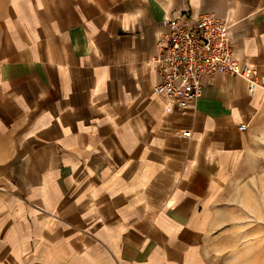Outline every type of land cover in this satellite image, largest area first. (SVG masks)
I'll list each match as a JSON object with an SVG mask.
<instances>
[{
	"label": "crops",
	"instance_id": "1",
	"mask_svg": "<svg viewBox=\"0 0 264 264\" xmlns=\"http://www.w3.org/2000/svg\"><path fill=\"white\" fill-rule=\"evenodd\" d=\"M182 13L227 22L253 93L219 73L183 110L154 94ZM2 32L0 264H198L219 203L255 191L264 0H5Z\"/></svg>",
	"mask_w": 264,
	"mask_h": 264
},
{
	"label": "built area",
	"instance_id": "2",
	"mask_svg": "<svg viewBox=\"0 0 264 264\" xmlns=\"http://www.w3.org/2000/svg\"><path fill=\"white\" fill-rule=\"evenodd\" d=\"M163 24L169 31L159 39V53L152 58L161 77L153 92L165 99L168 107L187 108L201 96L204 79L219 73L239 75L249 82L251 93L256 90L251 71L234 57L226 21L205 14L193 24L188 14L182 13Z\"/></svg>",
	"mask_w": 264,
	"mask_h": 264
},
{
	"label": "rangeland",
	"instance_id": "3",
	"mask_svg": "<svg viewBox=\"0 0 264 264\" xmlns=\"http://www.w3.org/2000/svg\"><path fill=\"white\" fill-rule=\"evenodd\" d=\"M4 3L0 0V39ZM253 148L248 160L256 174L250 177L255 178V191L247 197L251 203H219L198 247V264H264V133Z\"/></svg>",
	"mask_w": 264,
	"mask_h": 264
}]
</instances>
